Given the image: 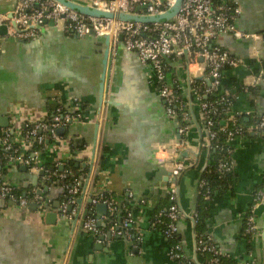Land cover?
<instances>
[{"label":"crops","instance_id":"1","mask_svg":"<svg viewBox=\"0 0 264 264\" xmlns=\"http://www.w3.org/2000/svg\"><path fill=\"white\" fill-rule=\"evenodd\" d=\"M239 1L243 13L238 26L262 35L255 45L256 54L264 61V0ZM15 4L16 0H0V12ZM219 42L245 61L226 71L221 91L243 90L221 124L229 125L233 114L248 109L257 111V116L246 115V121L250 117L258 121L264 115V84L257 93L249 92L254 74L250 55L254 43L231 34L221 36ZM106 49L104 39L94 34L79 37L65 31L62 23L58 28L48 24L31 39L0 34L2 137L8 133L10 141L31 152L37 148L23 142L24 131L50 118L57 105L67 106L73 97L80 98L85 118L71 122L62 135L49 139L40 150L39 161L51 169L58 166V170L62 164L73 162L83 185L90 190V194L82 192L78 196L79 215L64 217L58 212L61 206L57 208L65 196L64 186L57 180L45 181L38 170H23V164L10 166L1 154L0 171L8 182L23 192L43 188L52 203L48 211L40 212L0 199V264H175L169 256L170 242L161 227L153 228L150 223L155 212L170 205L169 172L162 158L171 156L169 145L179 137V125L168 116L164 100L148 82L142 61L123 42L113 57L109 91H104L113 104L103 99L100 113ZM175 69L185 79L186 67L178 63ZM192 70H199L196 78L203 76L199 66H192ZM196 118L191 139L199 157L195 165L189 162L178 187L186 211L199 207V178L215 160L214 153L204 146L206 139L200 149L204 131L200 115L196 114ZM253 123L254 120L249 125L242 124L246 135L235 142V184L216 191L203 206L200 234L212 238L231 264H264V202L257 210L262 231L251 241L243 236L245 214L254 192L264 181V135ZM100 192L115 195L130 207L135 233L132 238L116 237L100 245L84 232L82 221L86 216H95L102 228L109 226V214L99 213L89 201ZM129 192L133 193L132 198ZM49 212L58 214L54 223L47 219ZM179 227L188 249L194 251V237L199 236L197 223L183 217Z\"/></svg>","mask_w":264,"mask_h":264},{"label":"built area","instance_id":"2","mask_svg":"<svg viewBox=\"0 0 264 264\" xmlns=\"http://www.w3.org/2000/svg\"><path fill=\"white\" fill-rule=\"evenodd\" d=\"M174 1L87 0L86 2L98 8L122 12H137V7L146 6L145 9L140 10V13L155 15L168 10ZM242 13L243 8L239 0H184L182 9L175 19L155 23L86 16L55 0H17L12 10L0 12V27L7 26V36L19 39L37 37L42 28L48 25L46 22L53 20L57 28L62 23L65 31L79 37L89 34L106 36L109 39V51L112 57L115 56L119 43L123 42L125 48L135 52L142 61L148 74V82L155 86L159 96L164 100L168 116L179 125V137L169 145L171 156L162 158V163L169 172L170 205L155 212L150 223L153 228L161 227L164 236L171 240L169 256L175 264H221V256H224L222 250L208 236H197L196 260L187 253V244L180 235L179 222L183 217L194 218L196 224L200 216L197 210L183 209L178 187L183 173L189 167V158L184 156L183 152L189 147L192 148L191 133L197 122L196 114L200 115L203 125L202 148L206 139L204 146L210 152L214 150L220 155L218 161L214 160L212 163L215 164L216 170L230 174L235 172L236 167V139L246 135V128L239 122L237 116H257V111L253 109L239 111L233 114L231 126V123L219 125L221 118L223 120L231 114L233 105L231 97L236 99L238 97L235 88L225 93L221 91L226 71L245 63L243 58L221 45L219 42L221 36L231 34L236 39H247L254 43L250 52L254 60L252 64L254 74L249 84L251 89L249 92L259 90L264 84V61L256 54L255 45L262 39V35L239 28L238 20ZM177 62L179 66L182 65L187 69L185 79L175 69ZM194 65L202 68L204 72L199 79L195 77L199 70L197 72L192 70ZM103 99L105 102L108 100L105 96ZM70 102L67 106L57 105L50 118L38 121L24 131L23 142L33 144L37 149L25 152L21 146L9 140L8 133L4 137L0 136V145L4 150L1 159L6 163H20L33 170H43L42 178L45 181L61 182L65 188L61 214L73 218L80 212L78 195L82 192L85 195L90 194V190L71 169L64 167L63 170H58V166L50 169L42 166L39 161L40 150L46 147L48 139L57 138L58 128L67 127L71 122L82 121L85 118L83 101L73 97ZM255 128L264 135V115L259 117ZM206 184V180L201 177L198 182V193L202 194L205 201L212 197V191L206 187ZM19 190L20 188L8 182L0 171V199L12 201L25 209L31 208L33 202L36 204L35 210L48 211L52 199L44 193L43 188L22 193ZM129 195L133 197L132 192H129ZM89 199L92 206L103 203L108 207L107 229L100 226L95 216H86L82 221L84 232L93 236L97 243H108L116 237L129 239L135 235L132 232L133 213L127 204L119 201L117 196L100 192ZM263 202L264 181L254 192L252 204L244 217L243 236L249 241L262 231L258 225L257 210Z\"/></svg>","mask_w":264,"mask_h":264},{"label":"water","instance_id":"3","mask_svg":"<svg viewBox=\"0 0 264 264\" xmlns=\"http://www.w3.org/2000/svg\"><path fill=\"white\" fill-rule=\"evenodd\" d=\"M55 1L60 2L64 5L68 6L69 8H71V9H73V10H75L81 14H84L86 16L99 17V18H110V19H117V20H122V21H131V22L155 23V22H166V21L175 19L177 17L178 13L180 12V10L182 9V5H183L184 0H175L173 5L168 10H166L162 13H159V14H155V15L140 13V10L145 9L146 6L137 7V12H122V11H113V10H109V9H102V8L92 6L90 4H87V2H86L87 0H55ZM12 9H10V10H12ZM46 23L51 25V26H55V22L53 20L47 21ZM0 34L3 36H7V26L6 25H2L0 27ZM100 38L104 39L106 42V45H107V49H106V53H105V60H104L105 69H104V72L102 74L101 84H100L101 94L99 97L100 98L99 110L101 113L104 91H109V88H110V81L112 78L113 57L109 51V39L106 36L100 37ZM188 79H189V77H188ZM190 100L192 101V95L191 94H190ZM105 103L112 105L113 103L111 101V97ZM65 129H66L65 127L58 128L57 134L62 135L65 132ZM202 140H203V137L200 139V142H199L200 143V149H202V146H201ZM49 141L50 140L48 139L47 143H49ZM183 155L187 156L189 158V161L195 165L197 163V159L199 157V150L196 151L192 146V148L191 147L187 148L183 152ZM9 165L11 166V164H9ZM64 167L65 166L62 165L60 167V170H63ZM27 169H28L27 166H23V170H27ZM39 175L40 176L44 175V171L43 170L40 171ZM35 177H37V176H35ZM200 178H199V180H200ZM89 201L91 202V199H89ZM59 206H61V202L58 203L57 208H59ZM31 207L36 209V204L32 202ZM96 210L99 213H103V214L108 213V207L106 204H103V203L98 204L96 206ZM195 210H197L196 207L192 208V210H190V211H195ZM59 211L61 213L60 208H59L58 212ZM63 216L67 217L66 215H63ZM57 217H58L57 212L47 213V219L51 223H54L56 221ZM98 218L101 219L100 217H98ZM190 220L193 221V224L195 223L194 218H191ZM109 238L111 239V235H109ZM119 238H121V237H119ZM196 238H197V235L194 237L195 241H196ZM98 244L101 245L102 243H98ZM186 251L189 255L193 256L195 260L197 259V251L195 249V242H194V251L190 252L188 247H186Z\"/></svg>","mask_w":264,"mask_h":264},{"label":"trees","instance_id":"4","mask_svg":"<svg viewBox=\"0 0 264 264\" xmlns=\"http://www.w3.org/2000/svg\"><path fill=\"white\" fill-rule=\"evenodd\" d=\"M242 90H243L242 88L238 89L237 93H240ZM253 92L257 93L258 90H254ZM236 100L237 99L235 97H231V101H233V103H235ZM237 118H238L239 122L243 125L244 124L249 125L253 122V120H254L253 124L257 123V119L255 120L253 117H250L251 120L246 121V115L237 116ZM221 119L219 120V125H221ZM232 124L233 123H231L230 126ZM0 136L2 137L1 133H0ZM212 151L214 153V159L217 162L220 155L218 154V152H216L214 150H212ZM3 152H4L3 147L0 145V156ZM1 165H2V167H4V164H1ZM48 167L51 169V166H48ZM65 168L71 169L76 175H78L79 177L81 176L80 173H78V169H76L73 162H69L68 164H65ZM1 172L3 173L2 170H1ZM235 177H236L235 173L230 174V173H221V172L217 171L215 164H211L208 167H206L205 170L203 171V174H202V178L205 179L207 182L206 187L211 189L212 195L216 191L227 189L231 185L233 186L235 184ZM47 182H49V181H47ZM59 183H61V182H59ZM19 192L22 193L23 189L20 188ZM200 201L201 202L199 204V207L197 208V211H198L199 216H200L198 219V222H197V228H198L199 237H206V235L204 236L203 234H200V232L202 230L201 225H202L203 216H204L203 206H204V202H205L202 194H200ZM105 229H107V227ZM169 242H171V240ZM208 256H210V255H208ZM230 260L231 259L227 258L226 256H221V264H231L232 261H230ZM234 264H235V261H234Z\"/></svg>","mask_w":264,"mask_h":264}]
</instances>
